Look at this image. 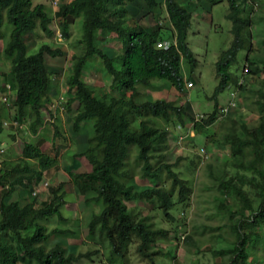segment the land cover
<instances>
[{
	"label": "trees",
	"instance_id": "1",
	"mask_svg": "<svg viewBox=\"0 0 264 264\" xmlns=\"http://www.w3.org/2000/svg\"><path fill=\"white\" fill-rule=\"evenodd\" d=\"M126 1L63 0V8H57L50 16L43 4L33 5L32 0H0V55L9 64L7 72L1 73L0 103L6 106L9 114L13 111L7 118L0 111V134L4 128L12 133L20 125L25 126V134L37 138L31 141L19 138V159L0 158V264H69L90 259L100 252L103 257L106 252L112 257L116 255L118 263L125 264V253L135 238L137 253L149 264H154L158 255H165L166 248L160 244L169 238L168 231L155 226L151 217L139 215L137 204L142 203L151 210L158 208L171 219L169 209L175 203L188 200L193 192L192 182L185 173L187 167L180 169L176 160L167 163L166 127L171 124L186 127L192 123L194 131L206 133L213 125L216 112L221 111L217 96L229 85L236 84L230 67L240 50L251 49L254 16L257 18L261 14L253 13L257 5L255 0H141L144 7L129 15ZM223 1L228 6L226 18L232 24V41L215 63L218 83L211 96L214 100L211 114L198 121L191 114L188 102L182 105L164 99L137 102L135 98L141 90L159 88L160 83L178 92L184 91L182 64L190 74L197 67V59L187 42L192 11L199 8L209 14L213 5ZM162 14L166 15L163 25L160 24ZM260 17L264 23V15ZM77 19H81L78 43L82 44L83 51L71 53L72 63L64 91L58 85L53 87L55 73L51 69L56 66L46 62L49 57L60 59L61 50L44 43L37 52L28 55L29 46L24 38L36 29L52 35L51 22L58 26L64 38H68ZM5 22L11 26L6 43L2 31ZM162 30H169L173 37L174 42L168 48L157 46L163 41ZM101 31H107L119 42L117 53L112 57L95 45L96 40L104 41ZM258 46L264 48V26ZM90 58H98L103 64L102 72L112 80L108 88L83 82V68ZM248 59L249 75L263 71L264 54ZM60 91L72 133L70 138L85 144L81 152L73 155V162L84 157L90 169L76 171L81 162L65 166L68 183L60 182L55 186L45 179L49 172L58 170L59 163L41 150L39 143H43L45 137L39 132L46 98H53ZM247 94L259 111L257 125L247 128L240 124L238 130L230 132L232 161L223 163L224 169L221 167L220 171L213 173L209 169L215 189L212 197L216 213L213 216L224 218L225 223L214 228L200 226L197 238L204 234L211 236L204 242L196 238L187 242L188 235L185 239L192 247L203 244L206 251L210 238L231 244L227 249L208 250L213 254L223 253L227 264H246L253 252L258 253L259 237L264 238V88H249ZM13 119L18 126L11 124ZM85 121L92 125L90 135L86 130V134L81 133L84 129L81 123ZM13 134L11 137L15 141ZM62 147L58 145L57 150ZM230 163L238 170L236 177L226 173L225 167ZM249 171L251 175L246 176ZM162 173L168 183L166 186L159 183ZM136 176L149 184L137 185ZM40 182L47 183L45 199L39 192L32 194ZM21 185L25 186L23 190L31 185L23 196L18 193ZM68 185L75 196L82 197V208L93 206L83 239L90 240L94 248L84 253L76 252L72 242L64 244L66 234L73 239L76 232H80V219L63 215ZM245 186L249 189L252 186L250 190L258 194V206L254 207V196ZM130 203L133 205L128 206ZM50 218L68 223L70 229L55 226L48 232L46 221ZM51 236H59L60 240L47 247ZM174 251L171 252L173 257ZM106 261L116 263L113 258Z\"/></svg>",
	"mask_w": 264,
	"mask_h": 264
},
{
	"label": "rangeland",
	"instance_id": "2",
	"mask_svg": "<svg viewBox=\"0 0 264 264\" xmlns=\"http://www.w3.org/2000/svg\"><path fill=\"white\" fill-rule=\"evenodd\" d=\"M255 1L257 2V5L253 7L254 15L258 16L261 14L260 16H263L264 0H261V4H258L259 0ZM32 4H43L45 10L50 16L54 14V11L57 10V8H63V0H32ZM125 6L128 14L133 15L139 8L144 7V4L141 0H128L126 1ZM227 13L228 6L225 1L213 5L209 14L199 10V8L192 11L193 18L191 27L188 30L187 42L198 60V64L193 74H190L187 66L182 64L181 70L184 75L185 84L184 91L178 92L175 88L168 86V84L160 83L159 88L156 87L154 89L149 88V90H141L140 93L137 94L135 100L141 102L164 99L166 101H175L176 105H182L184 102H188L189 109L192 111L191 114L195 120L199 121L201 119H206L213 111L214 100L211 99V96L218 83V77L215 74V63L219 54L223 50H226L232 41V24L230 20L226 18ZM260 16L257 18L254 16L252 26L254 36L252 38L253 42H251V49L246 51L240 50L236 57V62L230 67V71L234 74L238 83L229 85L217 96L218 107L227 106L228 101L231 99L230 93L232 91L235 97V108L229 106L226 107V111L224 112L217 111V119L213 125L207 128L206 133L194 131L192 123L188 124L186 127L175 124L166 127L168 138L166 150L167 163H172L176 160L179 162L178 166L180 169L187 167L185 173L188 174V178L192 182L193 192L188 200L182 203H175V205L169 209L171 219L166 218L158 208L151 210V208L145 207L142 203L137 204V208L140 210L139 215L141 214L151 217V221L155 226L167 230L169 234L167 241L160 244V246L166 248L165 255H158L155 257L154 264H227V259L223 253L213 254V252H208V250L211 248L212 250L227 249L232 246L231 244L225 241L218 242L216 239L214 240L213 238H210L211 240L208 241L210 246H208L209 248L206 251V248H203V244L192 247L190 243L185 242V239L187 238L186 235H188L189 240L187 242L194 238L199 242H204L211 236L204 234L200 238H197L196 233L197 230H201L200 226L214 228L225 223L224 218L221 219L213 216V214L216 213L212 197V193H215V189L212 187L213 183L211 176L209 175V169L213 173L216 170L220 171L221 167L224 169L223 163L232 161V146L230 139H228L230 132L238 130L240 124H245L247 128H252L258 123L259 111L256 106L251 104L247 90L249 88H254L255 90L264 88V69L254 75H249L247 73L243 77L241 71L244 70L245 65L248 63V57L250 59H255V54H264V48L258 46V41L261 40L262 29L264 26V23L262 22L263 18ZM165 18L166 15L162 14L160 24H165ZM142 22L149 23L148 21ZM80 24L81 19H77L74 27H72V34L68 38H64L61 35L58 26L54 24V22H51L50 24L52 35L48 36L41 29H36L33 32H29L24 38L29 46L27 51L28 55L37 52L39 47L44 43L50 45L52 49L61 50L63 56L60 57V59L52 60L49 57L46 59V62L49 66H56L51 69V71H54L55 73L53 75L54 78L52 77V82L54 81L52 83L53 87L58 85L62 87L64 91L66 77L69 74L70 65L72 63V60H70L71 53H78L80 50L79 53H81L83 51L82 44L78 43V40L81 38V32L79 31ZM10 30L11 26L5 22L2 27V31L4 32V43L8 40ZM100 35H102L104 41L99 42L96 40L94 41L95 45L110 57L114 56V54L117 53L119 42H117L116 38L111 37L107 31H101ZM161 37L163 40H170L171 32L169 30H162ZM102 65L101 61L96 58L88 59L85 64L83 82L95 87L103 85L108 88L112 80L111 78L105 77L102 72ZM7 69H9V64L5 62L0 55V85L3 84V76L1 73L7 72ZM240 77L242 78L240 79ZM188 78L192 82L191 86L186 82L188 81ZM239 84H241L240 90L237 89ZM243 87L245 90L241 92ZM121 90L122 89H120V91ZM239 91L240 93L245 94L240 95ZM14 92L15 90L13 91V95H15ZM50 98H46V106L41 110V114L44 117L43 120H45L46 123L45 125L42 124L40 128L41 132L39 133H42V136H44L45 139H43V143L41 142L39 145L42 151L55 157L59 163L58 170H50L51 173L49 172L45 179L48 183H52L56 186L59 182L67 180L65 166H70L72 163L76 165L81 162V167L76 171L85 172L90 169V165L86 162L84 157L76 159L73 162V155L81 152L85 144L75 145L73 141L69 139L70 134L72 133L70 132V126L67 121L68 117L65 113L54 117L49 115V104L54 100V104L57 102L54 96L53 98ZM0 111L5 118L13 113V111H11L9 114V111H7L6 106L3 103H0ZM4 120L8 121V119ZM81 126L84 128L81 133L86 134L87 132L88 135L92 134L93 129L90 121L82 122ZM24 130H26V128H16L12 133H14L13 135L15 138L18 134L19 138H23L26 141H31V139L35 138L34 135L30 136L28 133L25 134ZM84 130H86V132ZM43 132H45V134H43ZM12 133H10L7 128L3 129L0 134V148L6 150V159L14 161L15 159L20 158L21 150L20 143L18 142L19 145L17 142L13 143V140L10 138ZM35 140H37V138H35ZM72 140L74 139L72 138ZM75 142L77 143V141ZM58 145L63 147L57 150ZM157 162L155 163L156 166ZM175 170L177 171V169ZM225 170L229 176L234 175V177H236L238 172L232 163L228 164L225 167ZM44 174L46 175V173ZM245 174L246 176L251 175L250 171ZM134 182L137 185L149 184L146 180H140L138 176L134 177ZM67 183L68 182L66 181L65 184ZM159 183L168 185V183L165 182L163 173L160 175ZM42 186L45 187L44 183H39L34 190H36L37 193L39 192L38 194H40L42 199H45L48 190L47 187L43 189ZM24 187L25 186L21 185L18 188V193L22 196L27 189H31V185H28L27 188L23 190L22 188ZM245 189L250 190L252 189V186L250 189L248 186H245ZM66 190L67 193L64 197L66 204L63 205V215L70 218H79L80 232H76L73 239L67 238L68 234H66L64 244L66 245L68 242H72V245L76 248V252L84 253L89 249L94 248V246L89 243L90 240H88V242L83 239V233L87 226L90 214L93 211V206L90 204L88 208H82V197L79 195L75 196L76 193L72 190L70 185L66 187ZM250 192H252V195L254 196V207H256L258 206V203H256L258 200V194H253V190H250ZM71 194H74L73 199ZM23 202L24 200L22 199L21 203ZM131 205L133 204H128V206ZM236 207L237 209L239 208L238 205ZM46 222L48 232L55 226L60 229H70L68 223H59L55 218H50ZM205 232L206 231L204 230V233ZM51 237L46 242L47 247H50L54 241L60 240L59 236ZM137 243L138 241L135 238L132 243L129 244L127 252L125 253V264H149L148 260L144 259L137 253ZM258 244V253L253 252L249 258H247L246 264H264L263 236L259 237ZM173 251L175 252V257L171 254ZM112 256L111 253L106 252L103 257L100 252L93 255L90 259L83 258L69 264H109L106 259L109 260L111 258L116 260V263L114 264H119L118 257L116 255H114V257Z\"/></svg>",
	"mask_w": 264,
	"mask_h": 264
},
{
	"label": "clouds",
	"instance_id": "3",
	"mask_svg": "<svg viewBox=\"0 0 264 264\" xmlns=\"http://www.w3.org/2000/svg\"><path fill=\"white\" fill-rule=\"evenodd\" d=\"M164 23H165V21H164ZM174 41H173V37L171 36V38H170V40H163V41H159L158 43H157V46L158 47H163V48H168L169 46H170V44H172ZM253 42V41H252ZM259 43H260V41H258ZM245 51H246V49H245ZM239 53V52H238ZM238 55V54H237ZM91 59V58H90ZM97 60H99L100 61V59H98V58H96ZM102 64V63H101ZM197 64H198V60H197ZM84 69H85V65H84V68H83V74H84ZM247 71H248V64H246L245 65V68H244V70H242L241 71V73H242V77L243 76H245V74H247ZM231 72V71H230ZM232 73V72H231ZM193 74V73H192ZM233 74V73H232ZM234 75V74H233ZM242 77H240V79L242 78ZM187 82V84H189V86H191L192 85V82L188 79V81H186ZM236 83H238V82H236ZM240 87H241V84H239L238 85V87H237V89H239L240 90ZM234 88V87H233ZM244 88V87H243ZM243 88L241 89V92H243ZM239 93H240V91H239ZM243 93H240V95H242ZM230 95H231V99L228 101V105L227 106H220V110L222 111V112H224V111H226V107H229V106H233V108H235V102H234V100H235V97H234V93L231 91V93H230ZM55 99L57 100V102L54 104L53 102L55 101H53V102H51V104H49V111H48V113H49V115L51 116V117H54V116H56V115H62V114H64V110H65V103H64V96L62 95V93L60 92V93H58V94H56L55 96ZM56 107H59L60 109L59 110H56ZM52 109V110H51ZM44 118V117H43ZM217 119V118H216ZM11 121V124H13V125H16V126H18L17 125V122H15L14 121V119L13 120H10ZM44 121V122H43ZM42 121V124H44L45 125V120H43ZM19 128L20 129H23L24 127L23 126H20L19 125ZM41 128V127H40ZM70 134V133H69ZM12 136V135H11ZM10 136V138L12 139V137ZM69 139L71 140V138L69 137ZM74 139V138H73ZM18 140H19V136H18V134L16 135V140L15 141H13V143L14 142H17L18 143ZM71 141H73V143L75 144V145H77V144H79L78 143V141H77V143L75 142L76 140L74 139V140H71ZM5 149H3V148H0V158L2 157L3 158V156H4V158H5V155H6V153H5ZM66 152H67V150H66ZM65 152V153H66ZM64 153V154H65ZM79 153V152H78ZM1 158V159H2ZM79 159V158H78ZM67 182H68V174H67V180H66ZM66 181H61V182H63V183H65ZM41 183H44V185L46 186V182H40V184ZM60 183V182H59ZM39 185V184H38ZM42 187H44V186H42ZM35 189H36V186L34 187ZM37 191L36 190H33L32 191V194H35ZM24 194H26V191L24 192ZM167 231V230H166Z\"/></svg>",
	"mask_w": 264,
	"mask_h": 264
},
{
	"label": "built area",
	"instance_id": "4",
	"mask_svg": "<svg viewBox=\"0 0 264 264\" xmlns=\"http://www.w3.org/2000/svg\"><path fill=\"white\" fill-rule=\"evenodd\" d=\"M60 108L59 107H56V110H59Z\"/></svg>",
	"mask_w": 264,
	"mask_h": 264
}]
</instances>
